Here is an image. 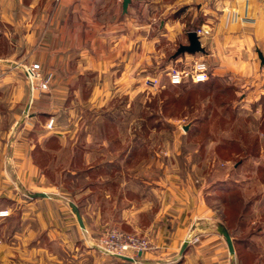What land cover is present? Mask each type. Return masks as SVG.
<instances>
[{"label": "crops", "instance_id": "obj_1", "mask_svg": "<svg viewBox=\"0 0 264 264\" xmlns=\"http://www.w3.org/2000/svg\"><path fill=\"white\" fill-rule=\"evenodd\" d=\"M44 21L17 32L20 49L0 52V209L8 211L0 216V264H232L223 234L230 232L212 219L198 189L162 179L161 171L152 176L151 160L132 156L133 99L151 47L161 37L162 48L187 43L186 29L196 23H217L201 43L226 40L221 53H207L211 68L256 67L251 50L264 55V0H57ZM174 56L162 69L195 59ZM30 61L51 73L49 89L30 92L17 66ZM53 139L60 148L49 147ZM39 152H52L50 160ZM63 177L83 184L70 192ZM107 223L162 244L135 261L104 254L93 234ZM189 231L198 237L193 243Z\"/></svg>", "mask_w": 264, "mask_h": 264}, {"label": "rangeland", "instance_id": "obj_2", "mask_svg": "<svg viewBox=\"0 0 264 264\" xmlns=\"http://www.w3.org/2000/svg\"><path fill=\"white\" fill-rule=\"evenodd\" d=\"M3 2L6 7H2L1 0L0 20L3 14L7 20L0 21V34L5 37V40H0V52H6L8 46L12 51L15 48L20 49V45L14 46V36L17 32L23 34L34 25H44V20L57 0ZM34 15L37 17L34 18ZM20 16L22 21L15 22V17ZM18 23L21 29L18 28ZM197 24L199 23L186 29V33L200 28L195 27ZM215 26L216 22L209 23L206 27L208 33L205 35L209 37L212 27ZM153 31H156V28H153ZM216 40L213 44L210 41L211 45L201 43L205 50L194 52L195 55L193 53L194 58L205 59L208 64V78L205 82L197 84L190 80L171 84L167 72L173 65L162 69L165 64H170L178 43L162 48L161 37L158 47H151L149 68H145L140 74V88L136 90L133 99V109L136 113L133 120L139 130L136 128L132 156L150 159L152 176L161 171L162 179L175 177L182 183L188 182L192 188L198 189L197 195L211 209L212 219L226 225L232 239L249 238L245 246L233 245L232 242V264H237L240 259L243 264H264V66L261 71L258 69L259 57L252 47V62L257 68L252 64V68L247 71L229 70L225 66L214 70L207 60L211 54L207 53H221L227 46L222 35ZM160 53L161 58L157 61L155 54ZM180 54L184 57L188 52L179 53L174 57ZM190 64L191 62L181 63L187 67ZM179 65L180 61L175 63V66ZM147 75L158 76L160 85L157 88H145L142 79ZM168 98L171 100L165 102ZM140 110L142 113L138 117ZM141 143L144 145H140ZM48 145L53 150L60 148V144L54 139L49 141ZM39 153L38 158L41 161L50 160L52 152L49 155ZM61 154L59 158L64 157L66 151ZM51 177L59 179L56 174ZM62 179L59 184L73 193L83 184L78 177L74 180L70 177ZM243 206L245 210H241ZM241 211L245 216L238 226L237 216ZM111 227L145 238L148 248L141 254L159 248L158 240L156 241V237L149 232H131L111 223L99 226L94 234L92 233L95 246L99 234ZM189 236L192 243L198 239L197 235H191L190 231ZM158 242L162 244V237ZM160 252L162 253V250ZM138 258L139 256L136 260Z\"/></svg>", "mask_w": 264, "mask_h": 264}, {"label": "built area", "instance_id": "obj_3", "mask_svg": "<svg viewBox=\"0 0 264 264\" xmlns=\"http://www.w3.org/2000/svg\"><path fill=\"white\" fill-rule=\"evenodd\" d=\"M195 32L200 36L207 34L208 30L200 27L195 29ZM17 65L20 66L28 82L30 92L36 89L42 91L49 89L52 79L51 73L45 72L39 62L30 61ZM167 78L171 84H178L184 80L202 82L208 78V64L205 59L195 58L189 67L173 65L168 68ZM142 80L145 88H157L160 85V81L156 75H147ZM53 125L54 118L50 117L46 123V127L52 128ZM7 214L8 211L6 209H0V216ZM96 246L105 254L117 257L127 256L130 260L134 261L137 256L148 248V241L135 234H128L117 227H111L99 234L96 238Z\"/></svg>", "mask_w": 264, "mask_h": 264}, {"label": "water", "instance_id": "obj_4", "mask_svg": "<svg viewBox=\"0 0 264 264\" xmlns=\"http://www.w3.org/2000/svg\"><path fill=\"white\" fill-rule=\"evenodd\" d=\"M203 50H204V48L201 45L199 36L197 35V33L194 30H190L187 32V43L179 44L174 54L178 55L179 53H183V52L194 53V52L203 51ZM258 57H259L261 64L264 66V55L260 51H258ZM75 214H76V217H77L79 224L81 226H83L80 214H79L78 210H76V209H75ZM223 234H224V237L226 239L230 253H233L234 249H233V245H232V238L227 233L226 229L223 232ZM119 257H121L123 259H129L130 260V258L127 256H119Z\"/></svg>", "mask_w": 264, "mask_h": 264}, {"label": "trees", "instance_id": "obj_5", "mask_svg": "<svg viewBox=\"0 0 264 264\" xmlns=\"http://www.w3.org/2000/svg\"><path fill=\"white\" fill-rule=\"evenodd\" d=\"M202 82H205V80L202 81ZM202 82H196V84H197V83H202ZM170 100H171L170 98L165 99V102H169ZM241 210H245V206H243V209H241ZM244 216H245V213H244V212L242 213V211H241V213L238 214V216H237V225H238V226H239V224H241L242 221L244 220ZM248 239H249V238H242V237H237V238H235V237H234V239H232V242H233V245H234V244H242L243 246H245V245H247L246 242L248 241ZM243 263H244L243 260L240 259V260H239V264H243Z\"/></svg>", "mask_w": 264, "mask_h": 264}]
</instances>
